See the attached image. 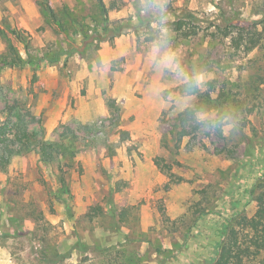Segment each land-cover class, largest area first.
Instances as JSON below:
<instances>
[{"label":"rangeland","instance_id":"1","mask_svg":"<svg viewBox=\"0 0 264 264\" xmlns=\"http://www.w3.org/2000/svg\"><path fill=\"white\" fill-rule=\"evenodd\" d=\"M36 1L6 0L0 24L7 19L29 35L35 59L60 47L75 51L54 65L1 70L0 121L9 135L26 129L48 142L74 133L82 152L68 167L44 165L32 152L0 172V264H210L226 218L256 212L248 191L264 174V48L235 51L217 27L264 19V0H166L169 46L186 73L201 74L198 92L218 98L223 87L236 100L238 122H247L223 139L218 128L179 121L196 111L199 97L184 100L174 73L155 69L149 53L160 25L147 0H104L123 2L110 20L132 23L140 34L125 27L101 43L74 36L69 20L95 15V0H49L68 18V34L46 21ZM178 18L197 34L174 31L168 23ZM13 42L27 59L24 45ZM7 46L0 37V55Z\"/></svg>","mask_w":264,"mask_h":264},{"label":"trees","instance_id":"2","mask_svg":"<svg viewBox=\"0 0 264 264\" xmlns=\"http://www.w3.org/2000/svg\"><path fill=\"white\" fill-rule=\"evenodd\" d=\"M6 0H0V7ZM17 1V0H13ZM140 1V0H136ZM95 7L97 13L95 15H88V17H75L69 14V20L77 26L74 30V36L82 35L84 40L88 43L96 41L97 43L111 40L112 42L118 36L125 34V27H132L135 30V34L139 37V28L133 26L129 22L122 24V22H112L109 14L111 11L120 10L123 2L120 1V5L114 1L110 5H107L104 0H95ZM36 4L40 8L42 15L46 21L54 26H57L63 33L68 34L67 24L68 18L60 17L56 13L49 0H37ZM140 18V16H139ZM141 25L149 27L148 20L142 19ZM93 25L92 31L87 27L90 23ZM148 23V24H147ZM172 26L173 30L180 33L184 37H190V35L197 34L196 31L187 32L186 28L189 27V21L184 18H178L172 23H168ZM262 26V30L259 29ZM218 32L222 34L224 38H230V46L235 51H240L245 54H250L256 49L264 48V19L260 21H254L249 24H233L228 22L225 27L218 26ZM91 32V33H90ZM11 34V36H10ZM0 37L4 38L7 42V51L0 55V71L7 67H23L26 64L45 63L48 65H54L58 63L62 56L71 54L75 49H66L60 47L55 54H49L41 58L35 59L28 53L30 49V39L25 37L24 33L20 30L14 29L7 19L0 24ZM24 45L27 52V59H24L20 53L18 46L13 42V39ZM260 72H264V68L260 69ZM259 82H264V78L260 75ZM259 82L254 81V89L258 90ZM263 84V83H262ZM199 97V102L196 106V110L203 108L207 105L211 109L217 110L221 113L224 110L232 111L235 106L236 100L229 99L228 95L221 88V92L218 98H212L207 93H195ZM240 107V105H238ZM192 110L183 112L180 116L183 127L188 124L189 120L193 118ZM254 112V109L249 111ZM235 115L236 113L233 112ZM238 118V115H236ZM246 121V120H245ZM238 122L241 130L247 127V122ZM19 123V122H18ZM9 125L0 121V172L6 173L7 169L14 157L25 155L28 153H36L39 156L40 163L44 165H52L54 163L63 162L65 167L70 166L75 157L81 153V149H78L79 138L72 133V137H65L60 141L48 142L39 140L36 136L31 137L24 130L11 131V135L7 134ZM218 136L223 139V132L218 128ZM185 136V132H180L177 137V142L180 143L181 139ZM36 141V142H34ZM67 141V143H66ZM231 159L233 157H230ZM156 165L160 169V163L157 161ZM161 171L166 175H170L164 169ZM62 184V192H66L64 178H60ZM248 195L256 203L257 209L252 217H249L245 212L237 213L232 217L226 218L221 230L220 240L217 242V252L215 258L210 264H264V174L255 179L252 183ZM99 212H102L100 210ZM205 214V213H204ZM122 220V219H121ZM196 222V221H195ZM194 222V223H195Z\"/></svg>","mask_w":264,"mask_h":264},{"label":"clouds","instance_id":"3","mask_svg":"<svg viewBox=\"0 0 264 264\" xmlns=\"http://www.w3.org/2000/svg\"><path fill=\"white\" fill-rule=\"evenodd\" d=\"M148 9L156 13L160 32L158 37L152 42L149 55L153 65L157 70L173 72L175 78L183 85L182 96L184 100H190L192 96L204 86L205 81L201 79V74L197 72L186 73L180 64L176 53L170 48L171 35L165 26L167 21L166 0H147ZM172 94H169L171 99ZM195 122L202 124L205 128H219L222 132H230L238 127V120L232 111L224 110L220 114L213 116L208 111L200 108L193 112Z\"/></svg>","mask_w":264,"mask_h":264}]
</instances>
